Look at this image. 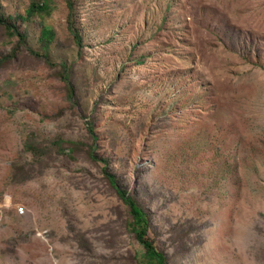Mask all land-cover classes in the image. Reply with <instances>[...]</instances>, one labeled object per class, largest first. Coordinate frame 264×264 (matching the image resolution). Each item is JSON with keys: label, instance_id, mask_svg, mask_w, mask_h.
I'll use <instances>...</instances> for the list:
<instances>
[{"label": "rangeland", "instance_id": "rangeland-1", "mask_svg": "<svg viewBox=\"0 0 264 264\" xmlns=\"http://www.w3.org/2000/svg\"><path fill=\"white\" fill-rule=\"evenodd\" d=\"M36 1L0 0V264H140L104 169L168 264H264V0Z\"/></svg>", "mask_w": 264, "mask_h": 264}, {"label": "trees", "instance_id": "trees-1", "mask_svg": "<svg viewBox=\"0 0 264 264\" xmlns=\"http://www.w3.org/2000/svg\"><path fill=\"white\" fill-rule=\"evenodd\" d=\"M49 0H38L31 2L26 10V18L31 17L33 14L48 15L51 12L49 7ZM67 7L71 11L70 0H67ZM71 15L69 14L68 17ZM29 19V18H28ZM11 18H4L0 15V25L4 26L12 36L16 35L19 40L23 38V35L17 30L11 22ZM73 23L68 18V28L73 35L77 45L80 44L81 38L76 31V27H73ZM40 34V40L42 41L43 48L47 49V45L54 39V32L47 26L42 27ZM104 175L106 176L109 184L114 189L118 198L123 202L126 208V212L129 218V230L132 233L136 242L141 246L142 253L138 259L140 264H168L166 255L158 250L154 245V242L149 238L148 232L150 229V218L147 211L139 205L137 200L130 195L117 181L114 174L104 169Z\"/></svg>", "mask_w": 264, "mask_h": 264}]
</instances>
